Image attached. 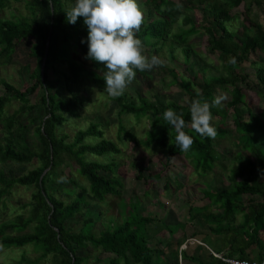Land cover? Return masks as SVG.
Returning a JSON list of instances; mask_svg holds the SVG:
<instances>
[{"label":"trees","instance_id":"trees-1","mask_svg":"<svg viewBox=\"0 0 264 264\" xmlns=\"http://www.w3.org/2000/svg\"><path fill=\"white\" fill-rule=\"evenodd\" d=\"M13 1L16 0H0V11ZM24 2L26 16L0 18V65L6 64L22 44L32 62V65L30 62L24 65L31 84L17 89L0 82L3 88L0 94V165L27 164L32 160L39 165L19 178L6 177L0 170V209L5 208L14 184L34 187L29 203L20 208L27 209L25 214L21 212L0 220V251L31 246L38 255L33 260L22 255V262L26 264H44L46 260L51 264H89L90 259L101 264H225L211 253L264 264V178L259 180L257 176L264 174V22L260 24L253 15V12L264 13V0H145L141 5L144 23L136 33L143 42L145 54L164 48L176 58L174 52L178 49L191 79L159 65L170 78L164 86H173L181 92L178 102L163 103L154 95L156 102L151 103L139 93L134 99L126 94L110 98L109 101L117 106L115 140L105 139L100 125L92 122L87 128L77 130L71 139L60 132L68 117L74 116L73 111L80 102L70 86L77 83L83 87L88 82L102 88L105 82L103 70L106 67L85 58L88 28L83 17L74 25L67 22L65 11L75 2ZM239 6L242 7L239 24L231 29L228 25L230 11ZM186 7L202 10L200 24L182 15L180 24L176 25L177 17ZM201 36L205 37V54L215 56L216 72L206 69L197 81L196 72L190 74V69L197 68L200 57L193 41ZM229 57H235L236 63L230 64ZM61 66L63 69L59 68ZM139 75L144 76L142 72ZM37 89L40 91L38 100L29 104V97ZM62 91L68 96L61 97ZM219 95L228 98L221 106L210 109L217 136L215 139L202 137L191 128L190 105L196 99L211 103ZM246 95H253L263 107L251 103ZM12 103L18 104L17 110L11 111ZM169 108L183 114L187 125L184 131L193 137L194 143L187 152L180 150L175 130L163 118ZM37 109L42 111V116L33 117L30 123L39 119L35 127L38 150L30 149L25 143L21 136L25 130L23 126L18 130L20 135L11 140L17 116ZM124 116H131L136 123L148 121L142 138L138 140L133 132L125 129L121 121ZM230 132L237 135V140L224 175L226 184L217 177L216 182L220 183L217 187L221 191L217 192L206 183L201 204L187 208L188 220L199 221L221 244V248L212 249L204 259L200 256L202 246L197 243L191 252L189 246L188 251L179 249L188 237L183 232L176 238L173 234L183 228V223L167 225L154 217L143 216V206L138 201H123L118 210L111 198H119L121 194L122 185L115 176L116 163L113 160L99 163L88 158L116 155L120 152L118 147L127 141L132 142L134 148L140 146L149 153L162 152L164 168L168 170L172 168L171 160L182 156L191 170L203 178L217 163L215 141L223 140ZM88 137L93 138V143L85 142ZM62 165L70 168L65 181L73 190L62 189L61 179H51L52 172ZM141 177L138 173L136 179ZM143 178L147 183L163 178L166 197L182 188L175 177L170 183L159 171H148ZM60 191L65 196L71 193V197L61 200L56 193ZM243 196H249L247 202L242 201ZM107 198L113 205L108 208L105 221L99 223L101 229L93 232L91 215L95 212L90 211L91 202L105 203ZM82 211H90L87 219L81 221L77 231H71L67 223L74 222ZM153 223L166 229L170 241H158L155 246H149V228ZM236 223L240 226L236 227ZM199 237L203 236L194 232L189 238L204 245ZM253 247L257 248L256 254H253ZM223 250L227 252L222 254Z\"/></svg>","mask_w":264,"mask_h":264},{"label":"rangeland","instance_id":"rangeland-1","mask_svg":"<svg viewBox=\"0 0 264 264\" xmlns=\"http://www.w3.org/2000/svg\"><path fill=\"white\" fill-rule=\"evenodd\" d=\"M25 0H16L9 4V6L0 11V18H9V15H21L26 16L27 12L25 9ZM145 0H137L141 10L142 3ZM75 2V0H73ZM242 12V7L230 11L231 21L228 23L231 29H234L238 26L240 21V13ZM202 10L200 8H190L186 7L185 11L183 10L181 15L177 17L176 25H179L182 19V15H188L192 18L193 22L198 25L202 20ZM253 15L256 16L257 21L262 24L264 22V13L263 12H253ZM204 41L205 37L201 36L199 39L193 41L195 50L198 52L200 59L198 58L196 70L191 67L190 74L192 71L196 72L197 81L204 76L206 69H210L212 73H215L216 62L214 60L215 56H207L204 51ZM26 47L22 44L18 46L16 52L9 58L6 64L0 65V82L4 81L11 84L17 89H23L25 86L31 84L29 80L28 71L25 69L24 65L28 62H32L27 57ZM178 49H175L174 55L176 58H173L170 53H168L164 48H157L156 50H151L147 55L157 56L161 61V66H165L171 69H174L176 72L180 73L182 76L191 79L189 73L185 70V66L182 65L180 60V55L178 54ZM77 58V57H76ZM212 66V67H211ZM63 69V67H59ZM107 69L103 70V73ZM100 73V70L97 71ZM247 72H250L248 69ZM137 71V76L135 80L126 88L124 94L127 97L132 99L136 98V94L139 93L142 97L148 99L151 103L156 102V98L159 101L168 102L174 101L178 102L181 99V92L178 91L175 87L169 86L165 87L164 84L169 82L170 78L167 74L162 72L159 69V66L154 67L151 71L142 72L144 76L139 75ZM253 77V76H252ZM251 78V77H250ZM163 80V81H161ZM84 87V88H83ZM81 87V84H73L70 86V90L75 94L76 98L79 99V104L77 108L74 109V116L68 117V121L64 124L60 132L61 134H66L68 139H71L73 134L77 130H83L88 127L89 123L99 124V129L103 131V137L105 139L115 140V134L117 131V118L116 111L117 106L109 101L110 97L106 92V82L102 88H98L96 85L86 84ZM3 88L0 84V94L2 93ZM40 95V91L37 89L30 97L29 104L35 103ZM62 96H68L67 92L62 91ZM246 98L250 100L251 103L259 105L260 108L263 107V104H260L259 101H256L253 95H246ZM11 111H15L18 108L17 103L10 104ZM42 116V111L37 109L32 112H22L17 116V121L15 128L13 130V136L11 140L16 138V135L19 134L20 127H25V130L21 136H23L25 143L30 149H39V144L37 142V137L35 134V127L39 119H36L35 123H30V120L33 117L39 118ZM121 121L125 126L126 130L133 132L136 135V138L143 137V131L148 126V121L140 120L135 122L131 116L121 117ZM215 123V119L212 120V124ZM10 139V137H9ZM237 140V135L234 132H230L223 140L215 141L216 146V161L213 171L205 176L198 177L191 168L187 165V162L183 160L182 156H175L171 160L172 168L170 170L164 168V160L162 159V152H146L140 146L134 148L132 142L124 143L123 146H119V153L116 155H104L101 157H88L89 159L99 162L107 163L110 160H113L116 163L115 176L120 180L122 187L120 190V197H111L114 198L110 201H114L118 210L121 209V203L136 201L140 202L143 206L141 214L143 216L154 217L160 221L165 222L167 225L180 224L183 223V228L180 227V230H177L173 237L176 238L180 236L183 232L188 239L185 241V244L180 246L179 249H185L188 251L187 246H189V252L192 248L195 247L196 243L202 246V251L200 253L201 258H205L207 254L211 253L212 249L216 250L218 247L221 248L220 242L217 240V236L211 235L207 231L205 226H201L199 221H189L187 208L189 205L196 206L201 204L202 191L205 189L206 183H210L212 188H215L217 192H221L218 181L216 178L219 177L222 184H226L224 175L227 174V166L231 160L234 153V144ZM93 138L88 137L85 139L86 143H93ZM39 163L36 160H32L27 164H9V165H0V170L4 172V176L19 178L25 176L27 172L36 168ZM69 167L62 165L57 170L53 171L51 174V179H61V187L66 190H73V186L65 181L67 175L70 174ZM148 171L157 172L159 171L167 180L171 183L174 180L182 184V188L171 196L166 197L165 192L162 189L163 178L158 181L147 183L145 178L142 177L148 174ZM138 173L142 176L140 179H136ZM259 180L264 178L263 173L257 175ZM63 178V179H62ZM214 181V182H213ZM223 184V185H224ZM218 186V187H217ZM34 191L33 186H24V185H13L10 189V193L7 196L5 201V208L0 209V220L10 219L16 214L24 212L27 210H21L20 208L23 205H26L30 201L31 193ZM61 200L66 201L71 197V193L65 196L64 193L56 192ZM137 197L136 199L134 197ZM131 197V198H129ZM249 196H243L242 201L247 202ZM130 199V200H129ZM108 198L105 199V203L91 202L90 211H94L91 217L94 219L92 231L97 232L98 229H101L100 224L105 221L106 212L108 213V208L113 205V202L108 203ZM128 200V201H127ZM117 210V211H118ZM90 211H82L81 214L77 215L74 218V222L70 221L67 223V227L71 231H77L81 227V221L87 219ZM99 212L100 214L96 213ZM240 226L236 223V227ZM157 228V230H154ZM151 238L149 246H155L158 241H170V236L168 235L166 229L160 227L159 224H154L149 228ZM194 232H199L201 236L199 241L189 238ZM149 234V233H148ZM159 247V246H158ZM161 248V247H159ZM200 249V250H201ZM253 254L257 253V248H252ZM222 254L227 252V250L221 251ZM22 255L25 259L33 260L37 257V253H34L31 246H25L23 248L7 249L0 251V264H26L22 262ZM93 255H98L93 253ZM218 255V254H217ZM221 255V254H220ZM93 257V256H92ZM104 257V256H99ZM165 257L169 258L166 254ZM180 263V262H179ZM44 264H51L48 260L44 261ZM89 264H101L95 263L93 259H90ZM181 264H184L181 262Z\"/></svg>","mask_w":264,"mask_h":264},{"label":"clouds","instance_id":"clouds-1","mask_svg":"<svg viewBox=\"0 0 264 264\" xmlns=\"http://www.w3.org/2000/svg\"><path fill=\"white\" fill-rule=\"evenodd\" d=\"M65 12L67 22L73 25L83 17L88 28L85 58L106 67L103 78L105 92L110 97L123 95L135 80L137 71H151L162 64L157 56L145 54L143 42L136 36L144 23V14L137 0H75V4ZM81 42L84 43L83 40ZM228 62L235 64V57H229ZM227 98V95H219L211 103L202 99L193 100L190 105L193 131L202 137L215 139L217 130L212 124L210 109L221 106ZM163 118L175 130L180 150L189 151L194 140L184 131L187 125L183 114L169 108L163 113Z\"/></svg>","mask_w":264,"mask_h":264},{"label":"built area","instance_id":"built-area-1","mask_svg":"<svg viewBox=\"0 0 264 264\" xmlns=\"http://www.w3.org/2000/svg\"><path fill=\"white\" fill-rule=\"evenodd\" d=\"M214 257L219 258L222 262L225 264H258L255 261H246V260H237V259H228V258H222L219 255L211 253ZM262 264V263H259Z\"/></svg>","mask_w":264,"mask_h":264},{"label":"water","instance_id":"water-1","mask_svg":"<svg viewBox=\"0 0 264 264\" xmlns=\"http://www.w3.org/2000/svg\"><path fill=\"white\" fill-rule=\"evenodd\" d=\"M51 8V7H50ZM42 66H43V63L41 64V72H42Z\"/></svg>","mask_w":264,"mask_h":264},{"label":"crops","instance_id":"crops-1","mask_svg":"<svg viewBox=\"0 0 264 264\" xmlns=\"http://www.w3.org/2000/svg\"><path fill=\"white\" fill-rule=\"evenodd\" d=\"M213 254H215V253H213Z\"/></svg>","mask_w":264,"mask_h":264}]
</instances>
